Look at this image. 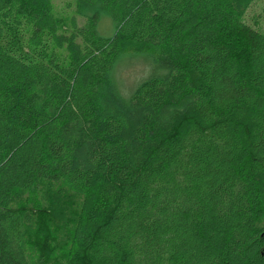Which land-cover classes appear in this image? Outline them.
<instances>
[{"label":"trees","instance_id":"obj_1","mask_svg":"<svg viewBox=\"0 0 264 264\" xmlns=\"http://www.w3.org/2000/svg\"><path fill=\"white\" fill-rule=\"evenodd\" d=\"M254 1L76 0L110 16L105 37L97 10L65 30L50 9L0 0V264H264ZM124 42L182 61L144 56L124 97ZM43 223L55 263L28 245Z\"/></svg>","mask_w":264,"mask_h":264},{"label":"rangeland","instance_id":"obj_2","mask_svg":"<svg viewBox=\"0 0 264 264\" xmlns=\"http://www.w3.org/2000/svg\"><path fill=\"white\" fill-rule=\"evenodd\" d=\"M30 7L35 9H50L55 15L62 17L65 20V30L69 26L82 22L86 15H89L93 10H97L98 33L102 36H113L115 33V25L110 16L103 10L96 8L83 7L79 11L76 10V0H24ZM246 22L255 25L264 32V0H255L246 15ZM144 56H148L152 60H170L173 62H181L182 56L179 53L170 51L166 47H153L142 44H134L124 42L122 44V58L117 66L116 80L121 94L127 97L131 89H133L138 82L143 79L149 72V65L144 60ZM112 78V77H111ZM186 84V89H192L197 83V76L190 74ZM112 83V80H111ZM43 232L46 237L41 234L31 235L28 238V245L34 248L37 252L44 254H51L50 263H55L63 254L54 244V227L42 225Z\"/></svg>","mask_w":264,"mask_h":264}]
</instances>
